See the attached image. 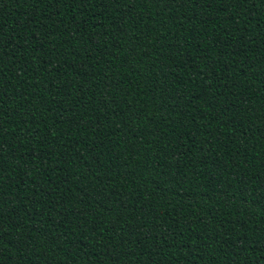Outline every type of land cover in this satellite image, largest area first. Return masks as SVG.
<instances>
[{
    "label": "trees",
    "instance_id": "trees-1",
    "mask_svg": "<svg viewBox=\"0 0 264 264\" xmlns=\"http://www.w3.org/2000/svg\"><path fill=\"white\" fill-rule=\"evenodd\" d=\"M0 264H264V0H0Z\"/></svg>",
    "mask_w": 264,
    "mask_h": 264
}]
</instances>
